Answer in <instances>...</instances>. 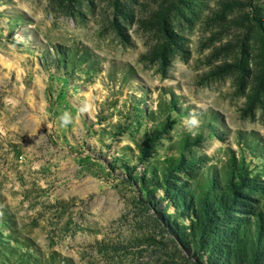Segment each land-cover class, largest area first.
<instances>
[{"label": "rangeland", "instance_id": "374dc122", "mask_svg": "<svg viewBox=\"0 0 264 264\" xmlns=\"http://www.w3.org/2000/svg\"><path fill=\"white\" fill-rule=\"evenodd\" d=\"M0 264H264V0H0Z\"/></svg>", "mask_w": 264, "mask_h": 264}, {"label": "clouds", "instance_id": "9594fccd", "mask_svg": "<svg viewBox=\"0 0 264 264\" xmlns=\"http://www.w3.org/2000/svg\"><path fill=\"white\" fill-rule=\"evenodd\" d=\"M64 119H65V122H67V118L65 117Z\"/></svg>", "mask_w": 264, "mask_h": 264}]
</instances>
